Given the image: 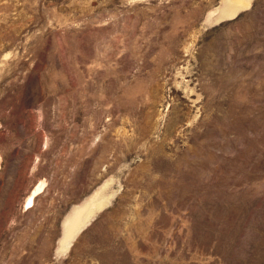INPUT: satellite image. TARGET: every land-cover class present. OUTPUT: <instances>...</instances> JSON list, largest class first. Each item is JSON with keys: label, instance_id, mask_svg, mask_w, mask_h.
<instances>
[{"label": "rangeland", "instance_id": "1", "mask_svg": "<svg viewBox=\"0 0 264 264\" xmlns=\"http://www.w3.org/2000/svg\"><path fill=\"white\" fill-rule=\"evenodd\" d=\"M0 264H264V0H0Z\"/></svg>", "mask_w": 264, "mask_h": 264}, {"label": "bare ground", "instance_id": "2", "mask_svg": "<svg viewBox=\"0 0 264 264\" xmlns=\"http://www.w3.org/2000/svg\"><path fill=\"white\" fill-rule=\"evenodd\" d=\"M236 12V11H235ZM235 12H233V14L232 15H234L235 14ZM38 191V190H37ZM37 191L34 193V194H32V196L30 197V201H32L33 200V198H35V196L36 195H38V194H36L37 193Z\"/></svg>", "mask_w": 264, "mask_h": 264}]
</instances>
